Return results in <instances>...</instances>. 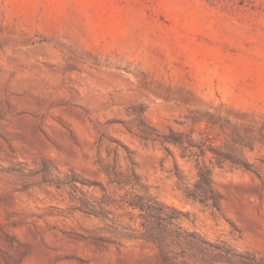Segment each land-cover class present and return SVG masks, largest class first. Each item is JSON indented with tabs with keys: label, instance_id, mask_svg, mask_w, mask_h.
<instances>
[{
	"label": "rangeland",
	"instance_id": "374dc122",
	"mask_svg": "<svg viewBox=\"0 0 264 264\" xmlns=\"http://www.w3.org/2000/svg\"><path fill=\"white\" fill-rule=\"evenodd\" d=\"M0 264H264V0H0Z\"/></svg>",
	"mask_w": 264,
	"mask_h": 264
},
{
	"label": "trees",
	"instance_id": "16d2710c",
	"mask_svg": "<svg viewBox=\"0 0 264 264\" xmlns=\"http://www.w3.org/2000/svg\"><path fill=\"white\" fill-rule=\"evenodd\" d=\"M172 139L175 143L181 145L184 149L191 148L192 146L195 145V141H194L193 137L188 133L173 131L172 132ZM210 171H211L210 169L201 171V176L204 179V183L208 184L210 186V189L213 190V188H212L213 181H212L211 176H210ZM203 172H204V174H203ZM204 199H206V198H204Z\"/></svg>",
	"mask_w": 264,
	"mask_h": 264
}]
</instances>
